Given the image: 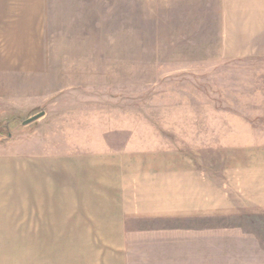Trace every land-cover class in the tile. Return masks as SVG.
Segmentation results:
<instances>
[{
  "label": "rangeland",
  "instance_id": "1",
  "mask_svg": "<svg viewBox=\"0 0 264 264\" xmlns=\"http://www.w3.org/2000/svg\"><path fill=\"white\" fill-rule=\"evenodd\" d=\"M130 152L196 166L215 191L137 238L264 264V0H0V264H80L34 180L68 206L55 188L102 186L79 183L80 161Z\"/></svg>",
  "mask_w": 264,
  "mask_h": 264
},
{
  "label": "crops",
  "instance_id": "2",
  "mask_svg": "<svg viewBox=\"0 0 264 264\" xmlns=\"http://www.w3.org/2000/svg\"><path fill=\"white\" fill-rule=\"evenodd\" d=\"M130 153L129 158L123 159L106 154L92 163L90 159L80 161L79 183L94 182L102 186L97 184L90 192L93 197H83L79 192L77 198H72L66 186L60 185L63 196L55 188V197H62L68 206L52 202L53 187L34 180L33 189L38 193L34 198L40 203V210H45L47 215H64L62 222H56H61L56 230L78 231L80 264H214L213 258L209 263V250L206 254L197 252L199 247L208 248L209 240L197 242L193 245L196 254L184 256L181 239L177 243V240L135 235L136 231H167L168 217L205 212L209 200L213 208L214 183L209 181L208 172L205 175L196 166L187 168L172 160H150ZM79 189L86 191L87 187ZM145 220L154 224L150 226ZM49 225L48 222V228ZM173 229L176 231V226Z\"/></svg>",
  "mask_w": 264,
  "mask_h": 264
},
{
  "label": "water",
  "instance_id": "3",
  "mask_svg": "<svg viewBox=\"0 0 264 264\" xmlns=\"http://www.w3.org/2000/svg\"><path fill=\"white\" fill-rule=\"evenodd\" d=\"M43 114H44V110H41L40 112L22 120L21 124H26V123L32 122V121L36 120L37 118H39Z\"/></svg>",
  "mask_w": 264,
  "mask_h": 264
}]
</instances>
